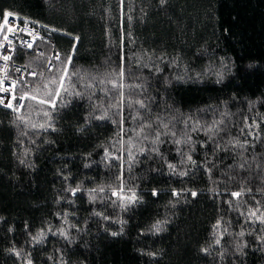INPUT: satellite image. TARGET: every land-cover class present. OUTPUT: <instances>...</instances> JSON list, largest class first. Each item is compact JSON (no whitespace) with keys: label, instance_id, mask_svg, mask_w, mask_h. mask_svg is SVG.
Wrapping results in <instances>:
<instances>
[{"label":"trees","instance_id":"1","mask_svg":"<svg viewBox=\"0 0 264 264\" xmlns=\"http://www.w3.org/2000/svg\"><path fill=\"white\" fill-rule=\"evenodd\" d=\"M5 12L52 43L0 107V264H264V0Z\"/></svg>","mask_w":264,"mask_h":264},{"label":"built area","instance_id":"2","mask_svg":"<svg viewBox=\"0 0 264 264\" xmlns=\"http://www.w3.org/2000/svg\"><path fill=\"white\" fill-rule=\"evenodd\" d=\"M51 34L52 29L30 19L9 12L0 17V107L19 112L37 75L35 69L13 58L15 51L35 49L42 55L43 50L37 45H51ZM58 56L57 51L49 53L45 64L47 72L52 71Z\"/></svg>","mask_w":264,"mask_h":264},{"label":"bare ground","instance_id":"3","mask_svg":"<svg viewBox=\"0 0 264 264\" xmlns=\"http://www.w3.org/2000/svg\"><path fill=\"white\" fill-rule=\"evenodd\" d=\"M24 51H26V50H24Z\"/></svg>","mask_w":264,"mask_h":264}]
</instances>
